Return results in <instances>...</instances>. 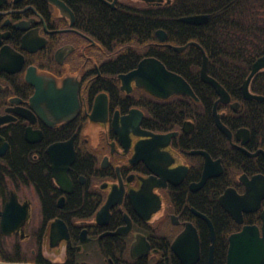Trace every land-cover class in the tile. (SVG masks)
Listing matches in <instances>:
<instances>
[{
	"label": "flooded vegetation",
	"instance_id": "flooded-vegetation-1",
	"mask_svg": "<svg viewBox=\"0 0 264 264\" xmlns=\"http://www.w3.org/2000/svg\"><path fill=\"white\" fill-rule=\"evenodd\" d=\"M61 1L69 11L0 0V261L215 264L219 252L227 264L233 234H264V66L243 89L264 37L226 42L240 58L226 69L247 72L233 90L223 85L227 101L215 106L201 77L190 86L200 95L211 86L212 102L160 98L123 86L118 75L137 65L111 74L114 53ZM99 1L131 9L171 0ZM156 38L155 48L187 47ZM189 100L199 106L169 104L180 121L154 128V109Z\"/></svg>",
	"mask_w": 264,
	"mask_h": 264
},
{
	"label": "trees",
	"instance_id": "trees-1",
	"mask_svg": "<svg viewBox=\"0 0 264 264\" xmlns=\"http://www.w3.org/2000/svg\"><path fill=\"white\" fill-rule=\"evenodd\" d=\"M64 1L74 9L77 24L103 50L114 53L109 56L113 62L107 63L114 76L136 66L144 55L154 54L169 70L183 76L191 86L202 83L199 75L201 53L198 48L189 45L180 53L170 47L155 48V32L162 29L172 45H183L190 40L201 44L209 57V74L233 90L247 72L226 69L228 66L236 68L240 59L226 54V42H239L241 37H264V0H171L159 6H133L131 9H111L99 0ZM192 14H209V19L202 25L179 20L181 16ZM260 42L264 43V40ZM246 59L247 56L244 57ZM208 90L210 93L206 95H200L198 90L195 93L199 98H210L212 102L217 97L212 87L204 84L200 88V91ZM175 98L186 99L185 96ZM146 99L152 97L148 95ZM169 104L179 107L199 106V103L191 100L168 102V108L163 113L153 110L154 128L166 130L180 121L181 117L177 119L176 116H181L183 112L169 109ZM152 105L156 104L149 100V106ZM215 264H221L219 252H216Z\"/></svg>",
	"mask_w": 264,
	"mask_h": 264
},
{
	"label": "water",
	"instance_id": "water-1",
	"mask_svg": "<svg viewBox=\"0 0 264 264\" xmlns=\"http://www.w3.org/2000/svg\"><path fill=\"white\" fill-rule=\"evenodd\" d=\"M52 1L64 10L69 11V8L61 0ZM102 1L107 2L106 0ZM208 19L209 14L184 15L179 18L180 21L195 25L205 24ZM156 35L162 40L167 37L166 32L162 29L156 30ZM188 45H194L202 52L200 77L204 82L210 83L217 92L218 99L215 102V106L219 100L227 101L229 98L228 92L217 79L208 73V57L203 47L198 42L190 41L185 45H173L172 48L176 51H182ZM262 66H264V56L259 57L252 65L251 72L243 84L244 91H247L248 82L251 77ZM118 77L123 83V86L128 87L131 85V82H134L136 86L145 88L150 94L156 97L167 98L174 94H182L188 95L192 98H198L189 82L183 76L169 70L162 61L155 57L142 58L134 69L128 71L127 73L119 74ZM215 117L218 125L222 129H225L219 122L216 111ZM221 199L222 197L220 200ZM209 263L211 264V260ZM0 264L34 263L0 261ZM227 264H264V234L260 236L252 227H245L242 232L233 234L230 237Z\"/></svg>",
	"mask_w": 264,
	"mask_h": 264
},
{
	"label": "bare ground",
	"instance_id": "bare-ground-1",
	"mask_svg": "<svg viewBox=\"0 0 264 264\" xmlns=\"http://www.w3.org/2000/svg\"><path fill=\"white\" fill-rule=\"evenodd\" d=\"M213 77V76H212Z\"/></svg>",
	"mask_w": 264,
	"mask_h": 264
}]
</instances>
